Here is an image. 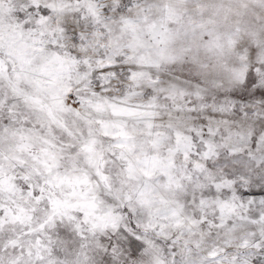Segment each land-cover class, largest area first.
I'll return each mask as SVG.
<instances>
[{
    "label": "snow or ice",
    "instance_id": "1",
    "mask_svg": "<svg viewBox=\"0 0 264 264\" xmlns=\"http://www.w3.org/2000/svg\"><path fill=\"white\" fill-rule=\"evenodd\" d=\"M0 264H264V0H0Z\"/></svg>",
    "mask_w": 264,
    "mask_h": 264
}]
</instances>
